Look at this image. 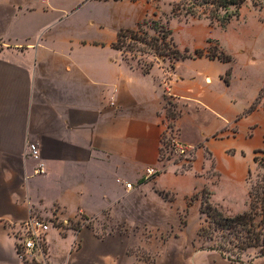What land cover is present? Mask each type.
Listing matches in <instances>:
<instances>
[{
    "label": "crops",
    "instance_id": "0c3cea01",
    "mask_svg": "<svg viewBox=\"0 0 264 264\" xmlns=\"http://www.w3.org/2000/svg\"><path fill=\"white\" fill-rule=\"evenodd\" d=\"M136 9L132 0H0V264H42L22 261L17 253L18 224L41 217L53 223L44 264H150L146 252L154 254V264H264V256L245 263L198 248L184 261L176 242L165 241L161 233L148 237L149 231L137 228L152 207L169 203L150 192L177 197V191L160 185L169 170L145 180L147 169L161 165L165 74L144 73L114 48L121 29L137 25V17L128 20ZM188 60L228 65L230 83L223 79L226 72L219 81L231 86L234 59H187L176 69ZM175 72L170 95L188 107L224 117L235 105L233 97L199 85V79L213 83L212 74L197 78ZM248 105L233 125L235 135L221 140L223 150L212 149L214 132L196 143L190 140L188 113L177 120L183 143L198 148L192 168L181 176L202 164L199 154L206 147L220 159L231 149L235 157L245 155L243 144L253 143L254 161L264 148V134L260 143L254 141L264 127V81ZM239 116L218 125L235 123ZM31 145L37 146L39 159L32 157ZM107 216L126 228L101 234L97 223L87 224ZM79 220V227H67Z\"/></svg>",
    "mask_w": 264,
    "mask_h": 264
},
{
    "label": "rangeland",
    "instance_id": "374dc122",
    "mask_svg": "<svg viewBox=\"0 0 264 264\" xmlns=\"http://www.w3.org/2000/svg\"><path fill=\"white\" fill-rule=\"evenodd\" d=\"M180 0H139L134 16L128 18L133 23L137 17V25L144 21L141 30L148 31L150 35H154L151 30L153 22H158L165 27L171 29L175 44L184 51L188 49L191 55H194L197 49L204 51L206 56L218 55L223 49L231 54L234 59L232 64L233 77L231 86H226L223 81H219L228 69L225 64H212L204 61L188 60L178 66L172 68L173 63L168 58H158L153 55L133 56L132 53L124 52V59L131 65L138 66L142 69L148 68L153 64L151 69L160 71L165 74L166 85L164 86L166 104V126L170 127L169 131L173 136L183 143L181 131L177 126V120L183 115L188 116L185 122L188 126V135L192 142L196 143L201 139V135H210L212 149L223 150L224 142L221 140L235 135V125L248 110V103L255 97L258 88L264 81V0H248L241 10V17L229 23L226 28H221L217 23H211L208 19H195L192 17L175 16L173 7ZM259 4L260 6H255ZM138 11L139 17H138ZM142 11L144 12L142 14ZM211 43H208V40ZM210 59V58H209ZM217 59V58H216ZM212 59V60H216ZM176 69V72H175ZM182 77H199L200 73H209L214 76L213 83H207L205 80L199 79V85L208 90H213L223 96L233 97L236 103L232 107H228L224 117L215 116L207 110L188 107V104L179 102L176 98L171 97L169 90V80L173 74ZM223 72V73H222ZM222 73V74H220ZM230 78L224 76L223 79ZM248 105V106H247ZM238 113L240 116L235 119V123H226L225 127H220L219 123H224L231 115ZM223 126V125H222ZM231 127V129H230ZM234 128V129H233ZM215 130V131H214ZM264 134V127L260 128L254 140L260 143ZM253 143L245 142L243 144L245 155L239 154L235 157L234 150L222 152V158L216 159L214 151L206 147L204 153L200 152L199 160L201 165L195 167L190 173L184 174L190 170L196 160V146H188L194 148V158L186 164L176 162L161 163L159 168H155L157 174L168 172L161 181L160 185H168L176 188L177 197L172 192H158L154 194L150 192L152 198L165 199L169 202L166 207H152L151 212L147 216L146 222H138L137 228L149 231L148 237L159 236L161 233L165 241H173L178 244V250H182L184 261H190L191 253L197 248L201 251H216L219 244L233 247L223 238V233L214 232L213 237L207 235H199L200 229L207 227V216L203 213V194L202 190L207 189L210 192V201L218 207L226 216H235L249 210L250 197L249 193L252 186L263 183L264 166L261 161L264 159V152H255V157L259 163H255L252 158ZM264 149V148H263ZM261 149V150H263ZM226 156V157H225ZM153 176V178H154ZM145 179L152 182L154 179ZM204 188L201 190V188ZM194 191H197L194 193ZM193 193V194H192ZM189 194H192L188 196ZM179 210L178 215H166L164 209ZM164 210V211H163ZM170 214V213H169ZM42 219L49 221L41 217ZM108 218V219H107ZM111 217H103L101 219L92 220L87 224L93 225L97 223V230L101 234L113 233L116 230L126 228L123 223H112L109 221ZM81 221L68 222L67 227H79ZM60 225L57 223V226ZM63 227L65 225L61 224ZM177 236V239L171 238ZM227 240V239H226ZM260 255V248H251L240 256L230 253L231 259L237 262L252 263ZM144 258L154 264L156 259L154 254L149 252Z\"/></svg>",
    "mask_w": 264,
    "mask_h": 264
},
{
    "label": "trees",
    "instance_id": "16d2710c",
    "mask_svg": "<svg viewBox=\"0 0 264 264\" xmlns=\"http://www.w3.org/2000/svg\"><path fill=\"white\" fill-rule=\"evenodd\" d=\"M134 2L139 0H132ZM248 0H180L173 7L175 16L192 17L195 19H208L211 23H217L221 28L226 26L233 20H238L241 17V10ZM255 6H260L255 4ZM142 23L138 24L136 29L126 28L121 29L117 42L114 48L124 52L132 53L133 56L153 55L158 58H168L172 63V68L179 61L187 59L202 58L205 53L201 49H197L194 55H191L188 49L182 51L176 44L173 38L171 29L153 22L151 30L154 35H150L148 31H142ZM211 43V40H208ZM207 57L219 59L222 62L230 63L233 60L231 55L221 51L218 55ZM153 64L148 68H144V73L148 74L151 71ZM232 68L226 71V76L231 77ZM229 84L228 80H225ZM260 99V98H259ZM255 106L251 110L254 109ZM260 152H264L260 150ZM254 162L259 163L257 157H254ZM264 166V159L261 161ZM157 174L156 176H158ZM153 179H155V177ZM151 178V179H152ZM203 194V213L207 216L208 225L203 226L199 235L213 237L214 232L223 233V238L228 241L233 247L219 244L216 250L227 257L229 260L236 261L227 256L230 253L241 255L251 248H260L259 257L264 256V180L263 183L257 186H252L249 193L250 207L249 210L235 216H226L221 212L216 205L210 201V192L207 189L202 190ZM227 239V240H226ZM258 258V257H257Z\"/></svg>",
    "mask_w": 264,
    "mask_h": 264
},
{
    "label": "built area",
    "instance_id": "2783aa9c",
    "mask_svg": "<svg viewBox=\"0 0 264 264\" xmlns=\"http://www.w3.org/2000/svg\"><path fill=\"white\" fill-rule=\"evenodd\" d=\"M169 129L170 127L166 126L161 135L160 163L178 161L180 164H186L190 162L194 158L195 149L182 144L176 136L170 133ZM30 150L32 157L39 159L40 153L37 146L31 145ZM156 173L155 168H149L146 171L145 178L147 180L151 179ZM127 188L131 189L132 185L127 184ZM52 226V222L39 218H32L18 224L17 253L20 260L26 261L27 258H31L42 264L46 262L47 237Z\"/></svg>",
    "mask_w": 264,
    "mask_h": 264
}]
</instances>
